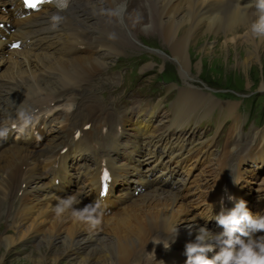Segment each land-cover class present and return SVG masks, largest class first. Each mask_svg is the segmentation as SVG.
<instances>
[{
    "label": "bare ground",
    "instance_id": "1",
    "mask_svg": "<svg viewBox=\"0 0 264 264\" xmlns=\"http://www.w3.org/2000/svg\"><path fill=\"white\" fill-rule=\"evenodd\" d=\"M11 1L0 0V3ZM117 2L99 0L101 10L96 14L97 20L82 24V33L74 32L75 23L62 22L61 45L55 50L44 73L34 75L30 70L26 75L21 72L8 75L10 84L6 87L0 79V123L12 122L18 106L30 108L41 117L39 125L42 128H37L38 135L43 134L49 120L59 119L60 123L59 131L48 136L43 134L39 142H34L35 136L29 138L26 134L19 138L10 137L6 145L0 143V213L4 207H10L6 209L5 217L11 229L10 233L0 235V262L7 257L14 242L30 235L40 239L35 244L36 248L44 244L49 249L46 256L40 248L36 250L37 254L30 251L23 258L28 264H53L64 252L68 255L65 261L72 260L74 264H128L135 252L133 245L139 241L143 231L160 228L151 239L165 241L172 238L176 225V238L188 242L195 240L196 225H205L219 233L213 208V218L205 219L210 215V202L219 178H223V190L232 194L231 184H237L240 190L248 185L254 175L253 170L263 169L249 167L254 158L259 161L263 158L257 146L254 152L253 147H248L246 153H235L233 167L225 166L217 159L208 175L191 184L200 160L197 155H192L189 148L182 144L176 147L169 138L170 127L176 125L181 115H189V110L179 102L180 95L173 102L175 107L171 118L167 119V126L161 128L164 125L161 122V129L157 131L153 124L157 106L150 108L137 104L128 112L119 114L86 94L91 76L105 64L111 45L127 43L136 39L138 34L159 36L168 46L182 78L188 76L190 65L195 71L199 69L198 62L190 61L188 48L196 46L198 37L205 35L212 41H204L203 46L207 50L203 54L223 59L228 50L232 51L230 59L238 65L248 83L249 68L254 63H261L260 58L264 55V39L253 38L249 34L250 25L254 22L250 15L238 13L226 3L218 7L209 0H147L144 18L136 10H131L124 19L120 13L123 4ZM1 14L0 10V17ZM25 26L26 20L17 21L14 34L30 36L31 32ZM34 40L31 49L18 54L27 60L43 56L42 41ZM217 41L221 42L218 50L214 45ZM76 43H79L78 48ZM238 49L241 55L237 53ZM46 84L50 85L51 94L44 91ZM260 87L264 89V84L260 83ZM75 95L79 96V101L71 106ZM58 107L64 110H55ZM69 107L71 118L65 111ZM86 123L89 127L83 129ZM76 131L78 135L73 143ZM232 133L238 135V131L230 127V137ZM78 143L82 147H78ZM185 143L189 144L188 140ZM62 145L66 146L67 153L58 155ZM68 158L71 162L76 161L73 167L70 164L77 171L76 177L82 173V181L78 184H68L65 163ZM102 161L110 162L116 169L114 179L117 187L110 198L100 201L105 208L101 225L93 228L78 222L71 211L57 218L54 207L61 197L83 193L82 203L74 205L76 208L96 200L93 191L96 164ZM53 163L57 164V170L50 169ZM245 168H249L248 176L244 175ZM225 171H228L227 176ZM131 173L136 175L141 186L151 187L137 197L139 203L126 204L122 187L134 180L135 175L131 178ZM249 190L263 195L255 204V213H264V187H251ZM16 191L20 192L18 198L15 197ZM121 200L125 203L117 208ZM9 222H14V225H9ZM190 224L193 225L191 234ZM149 244L152 246L153 241Z\"/></svg>",
    "mask_w": 264,
    "mask_h": 264
},
{
    "label": "rangeland",
    "instance_id": "2",
    "mask_svg": "<svg viewBox=\"0 0 264 264\" xmlns=\"http://www.w3.org/2000/svg\"><path fill=\"white\" fill-rule=\"evenodd\" d=\"M204 36L205 35H201L200 38L198 37L196 41V44H197L196 46L191 45L188 48V55L190 57V61H192L193 63L194 62L199 63V69L197 71H195L194 66L192 65H190L188 68L189 72H191L190 73V77H192L191 81H194L195 83H200L197 81L196 75H198L201 78L203 77L204 79L216 82L220 84L221 86H225V87L244 88V89L256 88L258 90H264L263 88L260 87V83L264 84V55H262V57L260 58L261 63H254V65L252 64L251 67L249 68L248 73H247L249 81L247 83L246 78L243 72L241 71V69L238 67L237 64H235L230 59L231 58L230 54L232 53V51L228 50L229 53L228 52L225 53L226 56H224L223 59L221 56L220 58H217V57H211L209 55L205 56L203 54L207 50V48L203 46L204 41L206 40H208L207 42H210V40L212 41V39H210L209 37H206V36L204 37ZM136 40H138L139 43H143L144 45L147 44L148 46H152V48L155 47L165 54V56H163L164 58H162V56H156V58H150L148 61H146L143 64V67L145 68V70H150L151 72H159L160 70H162L164 72V70L166 71L168 69H173V68L174 70L178 69L177 64L175 63L174 59L170 55L168 46L167 45L165 46V44H163V42L161 41L162 39H160L159 36L151 35V36L145 37L141 34H138L136 36ZM220 43H221L220 41H217L214 44L216 47V50L219 49ZM239 49L237 53L241 55V51H239ZM121 51L122 52L134 51L135 53H139V52H145L148 50H146V48L144 47H140V44H136L135 47H123L121 48ZM199 53H202V54L199 55ZM227 54L229 55L227 56ZM102 59L103 58H101V60ZM111 60H113V58H111ZM124 71H126L125 67H122L119 70H111V71H109L108 68H104V69L101 68L100 71L98 72V73H103V75L100 74L101 80L93 82L92 86L94 87L91 90V92L97 95V97L101 101L107 102L111 104V106H113L114 104H119L116 107V110L119 113H123L124 111L129 110L130 107H132L136 102H139L141 105L142 104H148L150 106L157 105L159 113L163 118L162 120L163 123H167L166 120L170 119L169 107H170L171 101L168 103V106H166L165 101L170 97V95L169 96L163 95L162 89H159L158 87H156V85H158L159 82L157 83L154 82L155 73H151L150 71H147L146 74L139 77L137 84L138 85L140 84V86H143V88L141 89V91H138L137 89H134V84L132 82L131 83L125 82L123 78L126 76L127 73H123ZM176 80L180 82L181 79L179 80L176 79ZM147 83L152 84V87L155 85V87L149 89L148 86L146 85ZM180 83H183V82L181 81ZM169 90L170 89L168 86H164V94L166 93V91L168 92ZM102 92H104L103 93L104 97L101 95ZM126 98L131 99L132 103L129 105L125 104L124 100ZM184 98L185 99L182 98L181 100V103L184 106L186 107L191 106L190 108H193V107L196 108V106H192L196 103V99L194 97L191 96V97H184ZM194 118H195L194 116L190 117L189 120L185 124H182L181 127H179L180 130H183L182 132L186 138L188 139L191 138L193 140L196 137L212 138L215 135V131L217 127L215 125L216 124L215 119H213V121L210 122L212 127L209 128L207 127L209 123H202L204 121L194 123L193 122ZM223 118L224 117H221L219 121L222 120ZM230 127L228 128L229 133H230ZM250 127H252L251 124H246L244 126V129H247ZM227 128L224 130V133L227 130ZM217 133L219 134L220 130ZM224 133H223V136H224ZM246 133L249 134L250 132H246ZM233 135L236 136V134H233ZM217 138L214 139V144ZM221 143H223V137L221 138ZM220 144H218L217 142L215 144V149L217 152H218V147ZM198 147H199L198 142L194 143L191 146L194 153L199 154L201 152L200 149H198ZM12 206H14V204ZM10 224L14 225V222H9V225ZM4 231H5V228L0 232V235L3 234ZM32 240L33 238H28L25 240L24 243H21L19 245L15 243L13 246H11V249H9L7 257L4 260H2L0 264H24V263L28 264V261H25L23 258L31 252H34V254L35 253L37 254L38 251L36 250L38 248H40V250L43 251L45 256L48 255L47 249L49 248L44 246V244H40V246L38 245V248H36L37 246L35 247V244L37 245V242L40 239L35 238L34 245H32ZM22 248L25 249L26 251L23 252L21 250ZM66 258H67L66 254L62 253L61 257L57 258L53 264H74L73 261L72 262L65 261ZM48 261L49 260L47 259V262ZM47 264H50V262H48Z\"/></svg>",
    "mask_w": 264,
    "mask_h": 264
},
{
    "label": "clouds",
    "instance_id": "3",
    "mask_svg": "<svg viewBox=\"0 0 264 264\" xmlns=\"http://www.w3.org/2000/svg\"><path fill=\"white\" fill-rule=\"evenodd\" d=\"M250 7L255 9L257 18L251 23L249 34L253 38L264 39V0H251ZM52 19V27L55 28L61 18L54 16ZM40 119L41 117L30 108L18 106L11 123H0V142L6 141L10 134H14L16 138L26 134L29 138L32 135L38 136L36 129L39 127ZM82 197H84L83 193H73L59 198L54 207L55 215L60 218L71 211L76 221L87 223L93 228L98 227L103 221L105 208L102 207L100 200L84 203L81 208L74 207L82 203ZM227 198L234 203V206L230 209L222 206L221 211L214 217L223 231L214 233L205 225H196L195 240L185 244L187 257L185 264H264V235H258L264 233V213L254 214L243 199H236L232 195H228ZM221 204L223 205V198ZM211 212L212 205L210 215L201 218H213ZM192 227L193 225L190 224L189 234L192 232ZM177 235L178 229L175 225L172 239L152 241L154 245L163 244L165 249H169ZM216 245H219V250L209 258L206 254L214 251ZM145 260L146 264H150L151 260H155V252H149Z\"/></svg>",
    "mask_w": 264,
    "mask_h": 264
},
{
    "label": "snow or ice",
    "instance_id": "4",
    "mask_svg": "<svg viewBox=\"0 0 264 264\" xmlns=\"http://www.w3.org/2000/svg\"><path fill=\"white\" fill-rule=\"evenodd\" d=\"M24 2H25V4H26L28 7L35 8L39 2H42V0H24ZM12 46H13V47H16V45H12ZM104 179H105V180L108 179V175H107V173H105V175H104ZM101 194L103 195L104 192L102 191Z\"/></svg>",
    "mask_w": 264,
    "mask_h": 264
},
{
    "label": "trees",
    "instance_id": "5",
    "mask_svg": "<svg viewBox=\"0 0 264 264\" xmlns=\"http://www.w3.org/2000/svg\"><path fill=\"white\" fill-rule=\"evenodd\" d=\"M168 70H171L172 71V69H168ZM203 78V77H202Z\"/></svg>",
    "mask_w": 264,
    "mask_h": 264
}]
</instances>
